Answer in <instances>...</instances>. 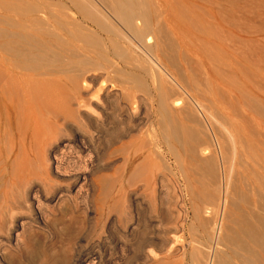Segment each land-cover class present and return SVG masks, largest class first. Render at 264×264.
Returning <instances> with one entry per match:
<instances>
[{"label":"bare ground","instance_id":"6f19581e","mask_svg":"<svg viewBox=\"0 0 264 264\" xmlns=\"http://www.w3.org/2000/svg\"><path fill=\"white\" fill-rule=\"evenodd\" d=\"M171 5L176 17L183 18L177 25L156 20L150 0H0V144H6L10 154L16 140L22 147L24 176L17 180L20 185L36 177L27 163L33 147L47 155V166L55 167L58 175L69 162L66 151L75 148L90 153L99 146L101 165L107 167L111 144L122 141L119 146L125 148L123 138L128 130L122 126L115 132L110 130L108 108L99 98L107 95V85L116 87L118 114L125 112L136 126L137 109L149 95L153 119L140 142L150 146L152 135L159 133L186 181L187 193L194 199L216 202L205 210L211 212V219H202L199 208L194 211L198 223L205 225L206 237L213 242L205 245L204 264H231V257L239 264H264L263 130H258L256 123L243 127L244 136L233 129L229 133L230 159L225 160L221 150L217 154L204 145L199 130L175 120L173 106L180 100L172 105L168 101L177 84H173L170 71L182 81L181 67L188 62L177 53L174 35L176 31L182 36L189 34L191 15L192 24L204 31L211 26L199 15L194 16L188 0H172ZM209 46L206 49L211 50ZM82 93L88 94L87 98L76 101ZM171 141L178 144L176 152L169 145ZM17 158L18 152L13 165ZM239 168L244 171L241 175ZM195 174L205 178V190L192 188L190 180ZM46 175L51 190L45 198L48 201L62 195L70 197L79 180H87L86 175L75 176L73 183L63 188L58 179ZM176 217L175 224L184 229L181 217ZM194 229L192 224L188 226V231ZM155 243L150 240L147 245ZM214 244L223 249L216 250Z\"/></svg>","mask_w":264,"mask_h":264},{"label":"rangeland","instance_id":"374dc122","mask_svg":"<svg viewBox=\"0 0 264 264\" xmlns=\"http://www.w3.org/2000/svg\"><path fill=\"white\" fill-rule=\"evenodd\" d=\"M256 1L188 0L194 16L199 15L211 27L204 31L195 26L191 15L189 34L182 36L176 31L174 35L177 53L188 63L181 65L182 81L170 71L173 84H177L168 101L172 105L180 100L173 106V116L178 123L199 130L204 145L217 154L221 150L225 160L230 159L229 133L233 129L244 136L243 127L256 123L264 136V0ZM151 4L161 23L182 22V16L174 14L172 0H150ZM208 45L211 50L206 49ZM107 88V95L99 102L108 108L110 130L115 132L121 126L128 130L123 138L125 148L119 146L122 141L111 144L107 167L101 165L99 146L90 153L75 148L66 151L74 160L67 154L69 162L58 175L55 167L47 166V155L33 147L27 163L36 177L20 185L17 180L24 176L22 147L16 140L10 154L7 145L0 144V264H204L205 245L213 242L206 237L205 225L198 223L194 211L199 208L202 219H211V212L205 210L216 202L194 199L187 193L186 181L159 133L152 135V145L149 143L154 149L140 142L153 119L149 95L137 109L139 121L135 126L125 112L118 114L117 88ZM87 96L82 93L75 100L82 102ZM169 145L175 152L179 148L173 141ZM243 172L239 168V174ZM46 174L58 179L63 188L71 185L75 176L86 175L87 180H79L71 198L62 195L48 201L51 190ZM195 175L202 183L199 178L194 180ZM195 175L190 180L192 188L205 190V178ZM176 216L187 228L179 229ZM190 224L193 231H188ZM150 240L157 244L147 245ZM190 240L192 245H188ZM214 247L223 249L219 244ZM230 262L239 264L232 257Z\"/></svg>","mask_w":264,"mask_h":264}]
</instances>
